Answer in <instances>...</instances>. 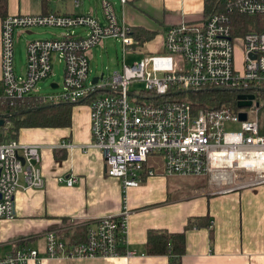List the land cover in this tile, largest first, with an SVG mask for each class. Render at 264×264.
<instances>
[{
  "label": "built area",
  "instance_id": "2783aa9c",
  "mask_svg": "<svg viewBox=\"0 0 264 264\" xmlns=\"http://www.w3.org/2000/svg\"><path fill=\"white\" fill-rule=\"evenodd\" d=\"M44 1V0H38ZM58 4L67 0H48ZM129 0H120L124 8ZM79 9L81 0H72ZM218 12L202 22H182L164 34V50L133 65L125 62L108 78L89 81V53L109 39H121L124 54L137 46L133 30L121 23L114 3L102 0L104 21L93 14L50 12L8 16L2 22V78L0 98L12 102L38 97L45 104H85L90 112L92 143L106 162L107 175L121 181L123 189L137 188L154 172L146 169L152 157L162 158L167 175L208 177L217 193L264 183V31L235 36L230 14L264 17V0H218ZM59 29L53 39L27 44L26 65L16 69L17 31ZM243 61L236 66V41ZM56 60L63 64L61 83L53 93L40 94L54 75ZM53 86H57L54 88ZM220 90L237 93L236 107L195 109L186 97L190 91ZM241 96H254L251 106L239 108ZM247 120L241 121L240 114ZM60 148H72L64 141ZM260 160L261 167L249 162ZM42 146L12 140L0 144V224L17 217L20 190L43 189ZM245 172L254 179L236 185ZM74 186L76 176L59 178ZM101 218L88 227L87 239L68 244L57 234L47 235L44 253L16 247L0 257V264H39L46 259L123 256L126 219ZM127 255H131L128 253Z\"/></svg>",
  "mask_w": 264,
  "mask_h": 264
},
{
  "label": "crops",
  "instance_id": "0c3cea01",
  "mask_svg": "<svg viewBox=\"0 0 264 264\" xmlns=\"http://www.w3.org/2000/svg\"><path fill=\"white\" fill-rule=\"evenodd\" d=\"M35 1L41 5L39 9L35 8L33 0H8L7 15H42L50 12L86 14L83 6L81 10L74 8L72 0L62 2L65 11L53 10L54 3L48 0ZM70 4L72 8L69 10ZM121 8L122 17L119 19L115 7L121 23L132 30L142 29L155 34L153 40L138 46L147 44L149 52L157 50V54H160L164 50V34L169 27L182 22H202L205 0H129ZM88 13L96 15L97 11ZM2 22L0 18V80ZM38 29L17 31L15 44L24 34L33 35ZM45 33L49 34L48 31ZM60 35L53 34L51 38L39 40ZM32 41H27V44ZM126 56L124 54L125 60ZM24 70L25 67L22 73ZM78 107L73 110L69 128L21 130L18 137L21 143L42 146L41 170L45 186L41 190L18 192L17 217L0 224V257L19 246L44 253L49 233H55L61 240L74 244L70 241L79 229H88L90 224L101 218L120 217L128 213L123 256L46 259L39 264H172L170 249L166 255L147 254L148 232L181 233L191 219L199 221L196 227L186 232L185 254L180 264H264V183L217 193V187L210 178L196 181L190 177L167 175L162 158L152 157L146 163V169L152 170L154 175L144 178L139 187L124 190L120 180L108 177L103 154L97 149L88 148L92 143L90 112L85 104ZM80 109L82 121L78 114ZM64 141L72 144V148H60ZM70 176L78 179L74 186L69 187L58 181Z\"/></svg>",
  "mask_w": 264,
  "mask_h": 264
},
{
  "label": "trees",
  "instance_id": "16d2710c",
  "mask_svg": "<svg viewBox=\"0 0 264 264\" xmlns=\"http://www.w3.org/2000/svg\"><path fill=\"white\" fill-rule=\"evenodd\" d=\"M218 0H205V17L218 12ZM8 0H0V18L8 16ZM231 26L235 36H243L249 31H264V17H248L237 12L230 14ZM132 35L137 45L153 40L155 34L138 29ZM188 97L195 109H218L224 105L236 107L237 93L233 91L219 92L216 90L190 91ZM76 105L45 104L42 99L32 97L19 101H10L0 98V118L6 120V125L0 127V144L18 140L23 129H59L69 128L72 125L73 110ZM199 219H191L185 230L181 233H168L165 231L150 230L147 236L146 252L148 255H166L171 250L172 264H180L185 254L186 232L196 227ZM88 229H79L71 243L77 244L87 239Z\"/></svg>",
  "mask_w": 264,
  "mask_h": 264
},
{
  "label": "rangeland",
  "instance_id": "374dc122",
  "mask_svg": "<svg viewBox=\"0 0 264 264\" xmlns=\"http://www.w3.org/2000/svg\"><path fill=\"white\" fill-rule=\"evenodd\" d=\"M82 1V6L84 7V12L88 14L90 11H97V17L99 18L100 21H104L103 19V13L101 10V2L102 0H81ZM113 3H115L117 15L119 19L122 17V8H121V2L120 0H110ZM33 4L35 8L39 9L41 5L33 0ZM63 3L52 5L53 10L57 9H62L63 10ZM72 8L71 4L69 5V10ZM82 8V7H81ZM79 8L78 10H81ZM65 11V10H63ZM80 12V11H78ZM39 30V31H38ZM37 31H34L33 35H27L24 34L23 36L20 37L16 41V67L18 73L21 75L25 65H26V45L27 41L31 40H39V39H44V38H51L53 34H62V31L59 30H45L42 28H39ZM48 31L49 34H46L45 32ZM241 41L238 40L236 41V66L241 67V63L243 61V54H242V48L240 45ZM150 44V43H149ZM104 48V49H103ZM149 46L146 44L144 47L142 46H135L132 49L127 50V56L125 57L126 60L125 62L128 65H133L136 62L142 61L146 56H149L152 53V55H156L159 52H154L150 51L149 52ZM149 52V53H148ZM89 59L91 61V69L92 72L89 76V81H92L96 77H100L102 74H105V78H108L110 75H112L115 71L121 70L122 64L124 63V49L122 45V40L121 39H109L104 41V43L94 49L93 54L90 55L89 53ZM63 69L64 66L59 62V60H56V65L54 68V75L50 77L49 79L46 80L45 85L40 89V94H48V93H53L54 90L51 88V84L53 81L61 83L62 77H63ZM79 105L75 106L76 108ZM84 108V107H83ZM76 111V110H75ZM80 117V121L83 120V115H82V109H80V113L78 112ZM240 174V179L235 182V184H242L244 182H248L250 179H254L251 176V174H247L245 172H234L232 175ZM189 179L196 180V181H205L207 180L206 177H190ZM2 253V250H0V255Z\"/></svg>",
  "mask_w": 264,
  "mask_h": 264
},
{
  "label": "water",
  "instance_id": "95a60500",
  "mask_svg": "<svg viewBox=\"0 0 264 264\" xmlns=\"http://www.w3.org/2000/svg\"><path fill=\"white\" fill-rule=\"evenodd\" d=\"M54 88H57V86H53ZM220 91V90H217ZM254 96H241L239 97V102H238V107L239 108H246L250 107L251 101L254 100ZM240 120L241 121H246L247 120V114L246 113H241L240 114ZM6 125V120L4 118H0V127H4Z\"/></svg>",
  "mask_w": 264,
  "mask_h": 264
},
{
  "label": "bare ground",
  "instance_id": "6f19581e",
  "mask_svg": "<svg viewBox=\"0 0 264 264\" xmlns=\"http://www.w3.org/2000/svg\"><path fill=\"white\" fill-rule=\"evenodd\" d=\"M260 160L250 159L249 162L254 163L255 166L261 167L263 162L261 163Z\"/></svg>",
  "mask_w": 264,
  "mask_h": 264
}]
</instances>
